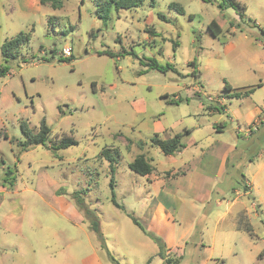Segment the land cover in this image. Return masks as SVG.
<instances>
[{
	"label": "rangeland",
	"instance_id": "rangeland-1",
	"mask_svg": "<svg viewBox=\"0 0 264 264\" xmlns=\"http://www.w3.org/2000/svg\"><path fill=\"white\" fill-rule=\"evenodd\" d=\"M57 1L0 0V264H264V0H146L107 20L102 0ZM44 118L47 146L22 150V121ZM179 133L180 153L152 144ZM65 135L78 143L53 149ZM140 153L150 175L129 167Z\"/></svg>",
	"mask_w": 264,
	"mask_h": 264
},
{
	"label": "trees",
	"instance_id": "trees-1",
	"mask_svg": "<svg viewBox=\"0 0 264 264\" xmlns=\"http://www.w3.org/2000/svg\"><path fill=\"white\" fill-rule=\"evenodd\" d=\"M44 2V0H42ZM146 0H102L101 2L98 3V16L103 19V20H107L109 19L110 16V11L111 8H116V10L119 9H131V8H135V7H139L141 5L144 4ZM151 2L152 5H154L156 3V0H149ZM52 5L53 6H57L58 1L57 0H51ZM239 6V3L236 2L235 0H224L220 6L222 8H228L230 6ZM172 6H175L177 8H179V10L183 11V7L179 4H173ZM241 8V7H240ZM245 8V7H244ZM244 8H241L242 10H244ZM240 15H243V13L241 12ZM209 28L211 30V32L218 36L219 35V29L217 26L216 21H212L209 24ZM30 40V34L27 32H20L18 35L7 39L3 45H2V56L4 58V60L6 62H8L10 59L12 58H16L18 57L19 54V47L23 44H26L28 41ZM104 54H110L108 51H104L101 52ZM195 63V62H193ZM150 66V68H157L160 69V66L157 64V62L154 60L152 63L148 64ZM170 65L168 64L169 68ZM9 73V66L5 65L0 67V78L7 75ZM260 86V84L257 85H249V86H245L243 88H238L235 91L232 90V87L230 86H226L229 90V96L231 97H236V98H242V97H248L250 96L252 93L255 92V90ZM176 103H178L176 101ZM22 131L26 137L25 141H21L20 145L22 146V150H28L29 147L34 146V145H44L47 146L48 142L50 141V133H51V129L49 127V125L47 124L46 119H42L41 121V125H40V130L36 133L33 131V129H31V127L29 126L27 121H22ZM189 130H186V133H189ZM78 141L72 137V136H63L62 138H60V140L58 142H56L53 146V149H63V148H67L71 145H75L77 144ZM152 144L154 146L159 147L163 153L167 154V155H173L176 154L180 151H182L185 147L186 144L183 142V133H179L174 135L173 137L167 138V139H163L159 136V134H156V136H154L152 138ZM112 148L106 147L101 151V156H104L105 158H107L110 161V166H111V173H112V179H111V186L113 188V186L115 185V177H114V172H115V167H114V161L116 156L118 155L117 151L116 154L111 152ZM129 167L141 174V175H150L153 170H154V165L151 162L150 159H148L146 157V155L144 153H140L138 154L134 160L132 162L129 163ZM6 176H11V178H9V183L11 186H13L15 184V180H16V176H13V171L9 170L8 173L6 174ZM8 179V178H7ZM244 186L246 188H248V186L246 184H244ZM73 197L75 198V200L77 201V204L83 208L84 204H83V199L79 196L78 192H75ZM112 200L115 204H117L119 206V204L116 201V197L115 194H113ZM136 223H139L138 220L134 219ZM95 229H98V222H95L94 225ZM237 229H245L248 232L252 233V226L247 225L246 227L240 226V223H237L236 225ZM151 237L154 239V241L159 245L160 247V251L159 254L164 256L166 255V250H165V246L161 240L160 237L150 233Z\"/></svg>",
	"mask_w": 264,
	"mask_h": 264
},
{
	"label": "crops",
	"instance_id": "crops-1",
	"mask_svg": "<svg viewBox=\"0 0 264 264\" xmlns=\"http://www.w3.org/2000/svg\"><path fill=\"white\" fill-rule=\"evenodd\" d=\"M259 87H262V84L260 83V86ZM256 91V90H255ZM253 94V93H252ZM249 97V96H248ZM224 110H226V108L224 109ZM256 113H257V117H259L260 115H263V117H264V110H263V108H259V107H257V109H256ZM252 114V113H251ZM254 115V114H253ZM252 115V116H253ZM255 120L257 121V118H255ZM259 120H261V118L259 119ZM263 121H264V119L262 120V122L261 123H263ZM211 147V146H210ZM229 149L230 148H228L227 150H225V153H227L228 151H229ZM181 152V151H180ZM180 152H178V153H180ZM177 154V153H176ZM174 155V154H173ZM226 157V155L224 156V158ZM262 166H264V161L260 164V167H262ZM154 169H155V166H154ZM154 171V170H153ZM182 172H185V171H182ZM245 184L248 186V190H247V192L249 191H251L252 190V186H253V184L252 185H250L247 181H245Z\"/></svg>",
	"mask_w": 264,
	"mask_h": 264
},
{
	"label": "built area",
	"instance_id": "built-area-1",
	"mask_svg": "<svg viewBox=\"0 0 264 264\" xmlns=\"http://www.w3.org/2000/svg\"><path fill=\"white\" fill-rule=\"evenodd\" d=\"M63 52H64V54L66 56H70L71 55V48L70 47H65Z\"/></svg>",
	"mask_w": 264,
	"mask_h": 264
}]
</instances>
